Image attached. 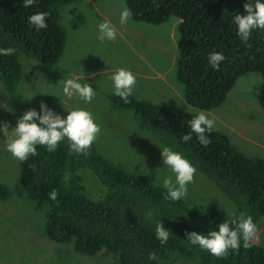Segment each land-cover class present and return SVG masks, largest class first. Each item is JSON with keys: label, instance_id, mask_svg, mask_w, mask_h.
<instances>
[{"label": "trees", "instance_id": "obj_1", "mask_svg": "<svg viewBox=\"0 0 264 264\" xmlns=\"http://www.w3.org/2000/svg\"><path fill=\"white\" fill-rule=\"evenodd\" d=\"M79 1L35 0L25 7L23 0H0V49L16 50L13 55H0L4 90L16 93L25 60L54 66L61 59L67 42L61 9ZM124 1L135 21L160 25L170 18L179 20L176 77L189 108L155 104L133 95L125 103L112 93L114 109L133 110L138 134L150 136L157 147L179 152L196 168L198 181L191 187L198 199L205 191L220 192L231 212L211 205L196 207L190 203L194 195L190 192L179 201L165 199L164 178H157L153 171L147 175L148 164L132 171L125 163L135 160L114 162L95 141L87 154L76 153L70 151L67 138L53 152L37 145L35 156L20 161L15 191L38 208L46 207L44 232L49 239L73 242L75 252L83 256L105 249L114 256V264H264V247L245 248L241 241L238 251L229 250L226 257L217 258L190 244L186 236L193 231L204 235L218 231L220 223L241 213L250 215L256 225L264 216V161L238 151L216 125L206 133L211 140L207 147L190 127L197 113L220 107L236 81L250 73L262 76L259 102L264 109V28L253 29L247 42L237 36L234 16L246 14L248 0ZM37 12L48 13L47 28L37 30L29 23V16ZM213 51L224 56L218 69L208 62ZM190 133L192 139L185 142L183 137ZM53 190L58 193L56 199L50 198ZM11 193L0 181V200H7ZM158 221L171 233L164 244L156 237ZM151 253L156 260L149 259Z\"/></svg>", "mask_w": 264, "mask_h": 264}, {"label": "rangeland", "instance_id": "obj_2", "mask_svg": "<svg viewBox=\"0 0 264 264\" xmlns=\"http://www.w3.org/2000/svg\"><path fill=\"white\" fill-rule=\"evenodd\" d=\"M124 7V0H81L62 7L61 24L67 42L61 59L54 66L25 60V72L15 94L0 84V125L7 124L11 131L25 111L35 109L39 113L42 102L62 118L82 108L92 113L100 127L95 142L108 159L117 163L135 160L137 164L125 163L132 171L141 170L139 166L146 163L147 175L153 171L157 178L170 176L175 181V174L163 164L164 147L155 146L150 136L135 129L134 111L114 109L111 77L116 72L113 69L125 68L136 76L135 98L189 108L176 77L179 20L170 18L153 25L130 18L122 24ZM107 21L122 34H116L115 40L101 41L98 25ZM73 75L79 77L78 82L92 85L95 97L90 103L75 94L64 95L63 80ZM262 84L259 73L240 77L224 103L206 115L215 120V127L228 135L238 151L264 161V109L259 102ZM19 163L7 151L6 137L0 132V181L12 191L7 200H0V264H114V256L105 249L88 257L75 252L73 242L60 244L49 239L44 232L46 207L38 208L33 200L15 191L20 182ZM159 167L163 170H157ZM197 181L195 174L193 183ZM188 192L194 194L190 203L196 207L232 210L220 192L205 191L198 199L191 183ZM257 227L252 244L264 247V216Z\"/></svg>", "mask_w": 264, "mask_h": 264}, {"label": "clouds", "instance_id": "obj_3", "mask_svg": "<svg viewBox=\"0 0 264 264\" xmlns=\"http://www.w3.org/2000/svg\"><path fill=\"white\" fill-rule=\"evenodd\" d=\"M35 0H23L25 7H30ZM246 14H236L234 23L237 26V36L247 42L251 32L255 28H264V2L256 0L255 4L248 0L244 4ZM48 13L37 12L29 16V23L37 30L47 28L46 18ZM131 10L124 7L120 13L122 24L127 23L131 18ZM101 41L115 40L116 29L109 22H102L98 25ZM14 48L0 49V55H13ZM224 56L213 51L208 56L209 64L214 68H219ZM94 75V74H93ZM115 92L125 103L133 94V88L136 84V76L125 68H119L111 77ZM79 77L73 75L72 78L63 80V93L68 97L74 94L85 102H91L95 97L92 85L89 83H80ZM38 121V122H37ZM191 132L195 134L198 141L207 147L211 140L206 133H211L215 129V120L209 118L203 111L197 113L190 121ZM100 127L95 123L91 112L82 108H76L68 112L66 117H61L53 110L49 109L43 102L40 104V112L35 109H29L17 120L16 127L9 131L8 125H0V132L6 137L7 151L20 161H26L30 156L37 154L36 146L43 145L47 151L53 152L59 143L67 138L70 151L87 154L93 142L100 133ZM11 133V134H9ZM192 139V134L185 135V142ZM163 164L167 165L172 173L175 174V181L172 177H165L163 187L167 190L165 199L179 201L187 196L188 185L194 182L196 168L179 152L173 151L168 147L161 150ZM58 193L53 190L50 193L51 199H56ZM152 216L151 212L147 213ZM234 225V227H233ZM156 237L161 244L168 241L170 231L165 229L159 221L156 223ZM258 227L250 215L241 213L239 217L233 220L223 221L218 225V231H209L207 235L198 234L193 231L186 233L187 241L192 245H198L201 249L207 250L217 258L226 257L229 250L238 251L243 241V247H252V241L257 238ZM150 260H156V254L149 255Z\"/></svg>", "mask_w": 264, "mask_h": 264}, {"label": "crops", "instance_id": "obj_4", "mask_svg": "<svg viewBox=\"0 0 264 264\" xmlns=\"http://www.w3.org/2000/svg\"><path fill=\"white\" fill-rule=\"evenodd\" d=\"M108 22V21H107ZM116 33L118 34V35H121L122 34V32H121V30L120 29H117L116 28ZM118 69H113L112 71H117Z\"/></svg>", "mask_w": 264, "mask_h": 264}]
</instances>
